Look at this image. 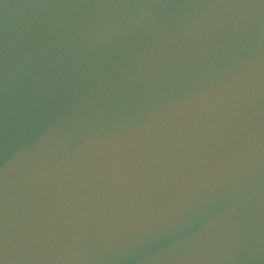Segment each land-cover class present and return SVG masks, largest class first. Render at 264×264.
<instances>
[{
	"label": "water",
	"instance_id": "water-1",
	"mask_svg": "<svg viewBox=\"0 0 264 264\" xmlns=\"http://www.w3.org/2000/svg\"><path fill=\"white\" fill-rule=\"evenodd\" d=\"M0 264H264V0H0Z\"/></svg>",
	"mask_w": 264,
	"mask_h": 264
}]
</instances>
